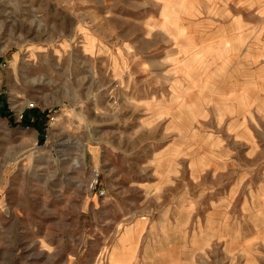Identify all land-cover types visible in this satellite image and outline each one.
Masks as SVG:
<instances>
[{
	"label": "rangeland",
	"instance_id": "374dc122",
	"mask_svg": "<svg viewBox=\"0 0 264 264\" xmlns=\"http://www.w3.org/2000/svg\"><path fill=\"white\" fill-rule=\"evenodd\" d=\"M0 264H264V0H0Z\"/></svg>",
	"mask_w": 264,
	"mask_h": 264
},
{
	"label": "trees",
	"instance_id": "16d2710c",
	"mask_svg": "<svg viewBox=\"0 0 264 264\" xmlns=\"http://www.w3.org/2000/svg\"><path fill=\"white\" fill-rule=\"evenodd\" d=\"M3 116L10 119L14 125L21 124L24 126H32L36 128L41 135L45 134L47 112H41L38 108L31 109L24 113L20 122H16L9 109L4 108L1 111Z\"/></svg>",
	"mask_w": 264,
	"mask_h": 264
},
{
	"label": "built area",
	"instance_id": "2783aa9c",
	"mask_svg": "<svg viewBox=\"0 0 264 264\" xmlns=\"http://www.w3.org/2000/svg\"><path fill=\"white\" fill-rule=\"evenodd\" d=\"M33 106H34V104H30V108L29 109H31ZM22 117H23V114H22Z\"/></svg>",
	"mask_w": 264,
	"mask_h": 264
}]
</instances>
